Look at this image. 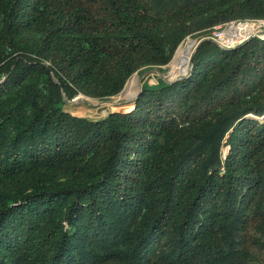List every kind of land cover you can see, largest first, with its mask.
<instances>
[{
  "label": "trees",
  "instance_id": "16d2710c",
  "mask_svg": "<svg viewBox=\"0 0 264 264\" xmlns=\"http://www.w3.org/2000/svg\"><path fill=\"white\" fill-rule=\"evenodd\" d=\"M250 18L264 0H0V264H264V37L208 38ZM188 36L184 78L98 120L64 108Z\"/></svg>",
  "mask_w": 264,
  "mask_h": 264
},
{
  "label": "rangeland",
  "instance_id": "374dc122",
  "mask_svg": "<svg viewBox=\"0 0 264 264\" xmlns=\"http://www.w3.org/2000/svg\"><path fill=\"white\" fill-rule=\"evenodd\" d=\"M199 39L201 38L188 36L180 44V50L174 62H172L174 59L173 57L168 65H164L162 67L156 66L149 69H141L140 71L136 72L135 75L138 77L139 86L132 81L129 82L123 95L120 92L118 95L103 99L92 98L82 93L78 94L72 99L68 98L65 95L67 99L70 100V102H66L64 108L74 115L87 117L92 120L105 118L107 115L114 111H126L130 109L133 106L134 101L129 103L127 99H131V97L135 96L139 92L141 84L145 85L159 83L161 80H163V78L161 77V72H163L165 78L168 80H172L180 76H185L190 72V64L192 66L191 59L194 50L199 42ZM181 69L188 70L186 73H183L180 71ZM135 75H133L131 79ZM78 96H81L80 100H75ZM249 117L255 118V115L252 114L249 115ZM260 120L264 121V117H261ZM229 148V146L223 147V158L227 156Z\"/></svg>",
  "mask_w": 264,
  "mask_h": 264
},
{
  "label": "built area",
  "instance_id": "2783aa9c",
  "mask_svg": "<svg viewBox=\"0 0 264 264\" xmlns=\"http://www.w3.org/2000/svg\"><path fill=\"white\" fill-rule=\"evenodd\" d=\"M264 37V18L235 19L212 27L208 38L222 47L232 48L249 40L252 36Z\"/></svg>",
  "mask_w": 264,
  "mask_h": 264
},
{
  "label": "water",
  "instance_id": "95a60500",
  "mask_svg": "<svg viewBox=\"0 0 264 264\" xmlns=\"http://www.w3.org/2000/svg\"><path fill=\"white\" fill-rule=\"evenodd\" d=\"M256 35H257V34H255V35L252 36V37H255ZM252 37H251V38H252ZM204 39H205V38L201 39V40L198 42V44H197V46H196V48H195V50H194V53L196 52V49H197L198 45H199ZM192 40H193V39H192ZM180 46H181V45H179V47H180ZM179 47H178V49H179ZM224 48H226V47H224ZM232 48H235V47H232ZM178 49H177V50H178ZM177 50H176V52H177ZM194 53H193V54H194ZM175 54H176V53H175ZM174 57H175V55H174ZM191 69H192V66H191ZM191 69H190V71H191ZM134 75H135V74H134ZM143 76H144V75H143ZM185 76H186V75H185ZM185 76H180V77H177V78H175V79L168 80V79L165 78V75L163 74V72H161V77L163 78V80H164L165 82H168V83L176 82V81H178V80L184 78ZM130 79H131V78H130ZM130 79H129V80H130ZM129 80L127 81V83H126L124 89L121 91V94H124V92L126 91V88H127L128 83H129ZM56 81H58V80L56 79ZM58 82H59V81H58ZM142 92H143V84H141L140 89H139V92L137 93V95L135 96V98H134L133 101H136V99L139 97V95H140ZM64 99H65L66 102H70V100H68L66 96H64Z\"/></svg>",
  "mask_w": 264,
  "mask_h": 264
},
{
  "label": "bare ground",
  "instance_id": "6f19581e",
  "mask_svg": "<svg viewBox=\"0 0 264 264\" xmlns=\"http://www.w3.org/2000/svg\"><path fill=\"white\" fill-rule=\"evenodd\" d=\"M138 86H139V85H138ZM122 95H123V94H122ZM136 95H137V94H136ZM136 95H135V96H136ZM135 96H133V97H135ZM133 97H131V98H133ZM128 99H130V98H128Z\"/></svg>",
  "mask_w": 264,
  "mask_h": 264
}]
</instances>
